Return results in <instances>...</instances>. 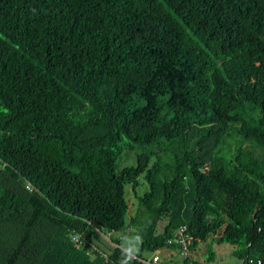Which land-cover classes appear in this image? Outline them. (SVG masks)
<instances>
[{
    "label": "trees",
    "instance_id": "obj_1",
    "mask_svg": "<svg viewBox=\"0 0 264 264\" xmlns=\"http://www.w3.org/2000/svg\"><path fill=\"white\" fill-rule=\"evenodd\" d=\"M90 227L264 264V0H0V264H124Z\"/></svg>",
    "mask_w": 264,
    "mask_h": 264
},
{
    "label": "rangeland",
    "instance_id": "obj_2",
    "mask_svg": "<svg viewBox=\"0 0 264 264\" xmlns=\"http://www.w3.org/2000/svg\"><path fill=\"white\" fill-rule=\"evenodd\" d=\"M136 157V151H127L123 154L122 159H120V165L122 167L136 165ZM144 177L145 175L140 177V186L136 193L133 192L130 185H127L126 187L127 200L130 205L129 217H133L139 208L138 196H143L149 189V185L145 181ZM222 208L223 206H221V209ZM223 218L228 220L225 213H223ZM87 235L97 244V246L100 245L99 247L101 250L103 249L102 247L107 246V251L113 249L115 245L110 239L120 240L122 249L125 251L126 259L127 257L135 256L141 246V239L130 231L112 233L110 239H107V235L104 231L98 230L95 227H90L87 231ZM218 237L212 236L206 243H201L199 250L195 254V258L200 260L202 264H242L243 262L236 255H234V252L238 249V247L232 246L230 244H216ZM210 242L213 245L208 246ZM208 247L215 252V257L211 261L208 260ZM153 254L154 252L145 251L144 257L150 258L153 257ZM180 263L181 261L177 260L174 264Z\"/></svg>",
    "mask_w": 264,
    "mask_h": 264
},
{
    "label": "crops",
    "instance_id": "obj_3",
    "mask_svg": "<svg viewBox=\"0 0 264 264\" xmlns=\"http://www.w3.org/2000/svg\"><path fill=\"white\" fill-rule=\"evenodd\" d=\"M102 248H103L102 250L105 253H109V254L111 253L112 249L107 251V246L102 247ZM123 258L124 259L122 260V262L124 264H131V261H132V259H134V256L127 257V259H126V255H124ZM177 260H180V261L182 260V256L180 255V253H178L177 250H166V251H157V252H155L153 254V257L146 258V263L147 264H174V263H176Z\"/></svg>",
    "mask_w": 264,
    "mask_h": 264
},
{
    "label": "built area",
    "instance_id": "obj_4",
    "mask_svg": "<svg viewBox=\"0 0 264 264\" xmlns=\"http://www.w3.org/2000/svg\"><path fill=\"white\" fill-rule=\"evenodd\" d=\"M78 241V239H75ZM193 240V237L188 233L186 227H182L175 231L173 237L168 241L169 245L181 248V255L188 254V248Z\"/></svg>",
    "mask_w": 264,
    "mask_h": 264
}]
</instances>
